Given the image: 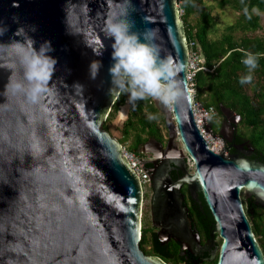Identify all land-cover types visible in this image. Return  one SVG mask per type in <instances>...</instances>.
Returning a JSON list of instances; mask_svg holds the SVG:
<instances>
[{
	"label": "water",
	"instance_id": "1",
	"mask_svg": "<svg viewBox=\"0 0 264 264\" xmlns=\"http://www.w3.org/2000/svg\"><path fill=\"white\" fill-rule=\"evenodd\" d=\"M117 5L125 6L124 0H19L18 6L0 0V20L9 25L0 41L19 39L13 34L20 23L36 25L30 35L37 44L50 39L51 54L58 58L49 81L53 91L44 96L42 109L29 105L11 85L5 93L11 69L0 67V103L8 96L0 106V135L7 134L14 145L0 139V264H166L139 247L142 188L120 143L102 129L120 92L109 72L112 40L104 33ZM126 7L133 30H154L160 55L182 66L177 78L184 94L171 111L163 105L169 130L163 157H179L184 169L178 180L167 177L160 185V241L183 244L186 235L197 238L179 196L186 184L201 194L213 219L210 238L220 239L215 264H264L242 204V197H253L264 208V163L249 159L254 150L248 144L236 148L241 157L226 151L231 124L229 137L221 129L217 134L206 129L221 141L218 153L201 134L193 116L188 44L177 0H131ZM94 59L102 66L92 78ZM21 78L19 71L12 77ZM219 109L229 121L240 120L230 109ZM176 135L183 156L172 141ZM150 142L155 141L143 143L138 153H151L146 150ZM139 163L148 174L144 161Z\"/></svg>",
	"mask_w": 264,
	"mask_h": 264
},
{
	"label": "trees",
	"instance_id": "2",
	"mask_svg": "<svg viewBox=\"0 0 264 264\" xmlns=\"http://www.w3.org/2000/svg\"><path fill=\"white\" fill-rule=\"evenodd\" d=\"M215 1L218 8H231L237 13V17L233 23L224 28L219 37L212 39L209 34L215 26V19L205 8V0H177L178 8L183 12L180 18L188 48L199 53L202 59L201 66L207 69V71H197L193 78V102L199 103L203 108H214L217 115H221L220 105L239 115L240 124L249 129L250 133L247 138L237 135L236 140L246 141L253 148L255 158L264 163V33L261 36H246L248 32L259 30L257 13L264 12V0ZM193 15L196 17L195 23L192 25L186 23L189 16ZM237 32L242 36L237 38ZM246 51L259 53L258 66L253 70V79L241 83V76L248 71L242 60ZM124 106L127 107V112L121 126L122 138L118 142L122 145L123 142L130 140V152L140 156L138 148L148 139L161 141L160 126L165 127L164 115L151 96L132 100L128 91L120 89L107 118L102 123V128L104 127L106 132L108 131L103 125L107 119L119 113ZM149 113L157 114L156 118L149 119ZM210 123L212 133L215 134L214 122ZM199 200L201 204L192 203L189 212L195 231L205 240L210 238L213 219L201 194ZM242 204L264 255V229L259 228L255 218L260 214L258 219L264 221V208L256 205L253 197L247 200L242 197ZM145 236L146 231L141 228L139 242L141 251L146 255L158 257L167 264L216 263L217 256H212V252L201 253L198 249H193L192 252L183 250L174 240L163 243L154 230L147 245L149 249L146 250ZM260 238H263V241ZM219 244L220 242H217L216 246L218 247Z\"/></svg>",
	"mask_w": 264,
	"mask_h": 264
},
{
	"label": "clouds",
	"instance_id": "3",
	"mask_svg": "<svg viewBox=\"0 0 264 264\" xmlns=\"http://www.w3.org/2000/svg\"><path fill=\"white\" fill-rule=\"evenodd\" d=\"M112 3V0H109ZM131 0H124V5H117L119 10H111L104 23V33L112 40V63L109 72L114 83L121 90L130 93L132 100L152 96L165 104H172L184 94L182 81L177 78L181 65L173 62L170 56L160 55V49L154 40V30L146 29L144 32L133 30L131 22L127 19V4ZM13 6L19 5V0H12ZM13 20L19 17L13 14ZM9 25L0 20V36ZM36 31V25L18 24L13 37L9 41H0V67L11 69L9 81L5 86V93L9 85L14 92L23 94L29 105L43 108V98L50 95L53 89L49 85L58 58L51 53L54 46L50 39H44L37 44L35 37L30 35ZM153 34V40L149 35ZM99 44V41H97ZM97 51V55H101ZM259 53L246 51L242 57L243 63L248 67L247 74L241 76L240 82L245 83L253 79V70L258 66ZM102 61H90L89 70L92 78L98 74ZM20 72L22 78L13 80L12 77ZM6 101L0 106L6 105ZM155 113H149V119L156 118ZM9 147H13L7 134L0 135ZM18 148V146H16ZM19 150V148H18ZM31 155V151L28 152ZM7 160V157L5 158Z\"/></svg>",
	"mask_w": 264,
	"mask_h": 264
},
{
	"label": "flooded vegetation",
	"instance_id": "4",
	"mask_svg": "<svg viewBox=\"0 0 264 264\" xmlns=\"http://www.w3.org/2000/svg\"><path fill=\"white\" fill-rule=\"evenodd\" d=\"M217 117H219V129H221L224 133V136L229 137V132H231V126L233 127V133H232V141L226 144V151L231 154V155H238V156H243L242 153H240V151L236 148H238V146H240L241 144H248L246 141H242V142H238L236 140L237 134L234 133V127L236 125V123H233L231 121H229V119H226L222 114L221 115H217ZM215 124V122H214ZM168 128V127H167ZM212 128V127H211ZM149 140H153L155 142H157L158 144L161 145L162 150H158L159 152L154 151V146H156V144L152 145L153 147H149L148 145L146 146V150L151 151V153H153L156 158L152 157L151 153H148L145 155L144 158V166L145 169L148 171V175H149V186H150V193H149V197H148V202H147V209H148V213H149V220L153 226V228L156 230L155 232L158 233L161 228L160 226H162L163 224V219H161V214L159 216L157 211L160 212V206L162 203V192H160V185L167 180V177H170L169 179L171 181H175L178 180L180 177L183 176L182 172L180 171L182 168L184 169L183 165H182V161L179 159V157H163V154L165 152V149L168 146V143L166 144V146H162V139L161 141H157L155 139H148ZM175 140V138H174ZM146 141V142H147ZM145 142V143H146ZM176 141L174 143V145L176 146ZM141 146V145H140ZM159 148V147H158ZM177 149V147H176ZM249 159H256L254 156V153L250 155ZM257 160V159H256ZM143 191H142V202H143ZM199 194L197 193V191H190L188 189V186L186 184H182L179 188V196L182 198V203L183 206L185 208V215L188 216V218L190 219V223H191V231L193 234L197 235L196 239H193L191 237H187L188 235H186L183 239H182V243H179L182 247L183 250H188V251H193V249H198L201 251V253H206V252H212V256H214V251L217 248L215 241L212 242L211 238L205 239L203 240V237H200V234L195 231L196 229H194L193 227V221L192 218H190V212L189 210L191 209V204L192 203H196L198 205L201 204L200 200H199ZM148 194H146V199H147ZM152 213L156 214L155 218H152ZM141 214H142V209H141ZM155 225H158L159 228H157ZM178 234V232H177ZM179 235V234H178ZM180 236V235H179ZM173 240V239H171Z\"/></svg>",
	"mask_w": 264,
	"mask_h": 264
},
{
	"label": "rangeland",
	"instance_id": "5",
	"mask_svg": "<svg viewBox=\"0 0 264 264\" xmlns=\"http://www.w3.org/2000/svg\"><path fill=\"white\" fill-rule=\"evenodd\" d=\"M178 4V3H177ZM205 8H207L209 11H210V14L213 16V18L215 19V26L211 29V32L209 34V36L212 38V39H215L217 37H219L224 28L230 24V23H233L237 17V13L234 12L231 8H228V7H225V8H218V6L216 5V1L215 0H205ZM182 10H179V15L182 14ZM257 15L259 16V23H260V28L259 30L255 31V32H248L246 33V36H261L263 33H264V12H259L257 13ZM195 19L196 17L193 15V16H189V18L187 19L186 23L192 25L195 23ZM181 20V18H180ZM182 21V20H181ZM185 23V24H186ZM183 24V22H182ZM242 36L240 32H237L236 33V37H240ZM189 51V50H188ZM198 63H201L202 62V59L199 57L198 58ZM152 100L157 104V106L159 107L160 109V112L164 115V120H165V117L166 115L164 114V109L165 107H163V105H165V103H163L162 101H160L159 99L155 98V97H152ZM162 102V103H161ZM199 104V103H198ZM199 108V107H198ZM198 108H194V111L196 113V123L197 121H200L199 119V109ZM126 110H127V107L124 106L120 111L119 113H117L115 116H113L112 118L110 119H107V121L105 122V124L103 126H105V128L107 129V131L112 135L113 138H115L117 141L119 139L122 138V132H121V126H122V123L124 122V118L126 116ZM211 121L215 122L213 128H214V131H215V134H217L219 132V117L215 116L212 120H207V124L208 126L205 127V139L206 141L208 142V144L210 145L211 148H215L216 151H219L221 148H222V144H221V141L216 139V138H213L212 137V134L209 133V132H206V129L209 128L211 130ZM165 127H161L160 126V129H161V133H162V146H166L167 142H168V128H167V124H166V121H165ZM103 130L104 127L102 128ZM235 133L237 135H240L241 137L243 138H247L249 133H250V130L243 127L241 124H240V120L236 123V131ZM214 134V133H213ZM176 137V138H175ZM174 138H175V141L176 143L178 144L179 147H181V144L178 140V136L176 135ZM122 148L124 150H127V151H130V140H127L125 142H123V144L121 145ZM137 155V154H136ZM145 155L146 154H140V156L138 155L137 157L139 159H142L144 160L145 158ZM186 164L188 166V169H189V172L192 173V163H191V160L186 158ZM142 191L144 192L143 195V202H142V214H141V228H144L145 231H146V236H145V249L148 250L149 249V246H147L149 244V241H150V234L151 232L154 230L156 231L150 220H149V213H148V209H147V202H148V197H149V193H150V186L149 184L147 185H143V188H142ZM146 194H148L147 196V199H146ZM242 194V193H241ZM147 200V202H146ZM258 216L260 217L261 215H256L255 218L257 220V222L259 223V228L260 229H264V221L260 218V220L258 219ZM261 241H263V238H260ZM217 242H220V239L219 238H215V244ZM217 249L218 247L216 248V250L214 251V254L217 256ZM215 257V256H214ZM167 264V263H166Z\"/></svg>",
	"mask_w": 264,
	"mask_h": 264
},
{
	"label": "built area",
	"instance_id": "6",
	"mask_svg": "<svg viewBox=\"0 0 264 264\" xmlns=\"http://www.w3.org/2000/svg\"><path fill=\"white\" fill-rule=\"evenodd\" d=\"M190 46L192 45L191 43L189 44ZM189 50V48H188ZM200 57L199 53L197 51H188V69H187V80H188V87L191 91L192 97L194 94V89H193V78L196 74L197 71L199 70H203V71H207L206 68H204L203 66H201V63H198V58ZM201 58V57H200ZM169 110L171 111V104H165ZM200 109H199V108ZM194 108H198L199 109V119L200 121H197V126L200 129L201 134L203 135V137L205 138V127L208 126L207 124V120H212L215 116H217V112L215 111L214 108L212 107H208V108H203L200 106V104L198 103H194L192 104V109H193V116L194 119H196V113L194 111ZM212 132V130H211ZM122 152H123V156L125 157L126 161L128 162L130 168L133 170V172L136 174L140 186L141 188H143V185H147L149 184V176L146 173V171L143 169V167L140 165L139 163V158L137 157L138 155H136L133 152L124 150L122 148Z\"/></svg>",
	"mask_w": 264,
	"mask_h": 264
},
{
	"label": "bare ground",
	"instance_id": "7",
	"mask_svg": "<svg viewBox=\"0 0 264 264\" xmlns=\"http://www.w3.org/2000/svg\"><path fill=\"white\" fill-rule=\"evenodd\" d=\"M176 138V137H175ZM178 140H179V138H178ZM173 141V143H175V140L173 139L172 140ZM154 144H156V146H154V151H156V152H159L158 150L160 149V150H162V148H161V145L160 144H157V143H155V142H150L149 144H148V146L149 147H153L152 145H154ZM159 147V148H158ZM176 147H177V150H180L181 151V154H182V156L185 154V151L184 150H182V148L181 147H179L178 146V144H176ZM211 148V147H210ZM214 152H216V153H218L219 151H216V149L213 147V148H211ZM141 209H142V201H141Z\"/></svg>",
	"mask_w": 264,
	"mask_h": 264
},
{
	"label": "crops",
	"instance_id": "8",
	"mask_svg": "<svg viewBox=\"0 0 264 264\" xmlns=\"http://www.w3.org/2000/svg\"><path fill=\"white\" fill-rule=\"evenodd\" d=\"M157 105V104H156ZM126 112H127V110H126ZM125 119V118H124Z\"/></svg>",
	"mask_w": 264,
	"mask_h": 264
}]
</instances>
